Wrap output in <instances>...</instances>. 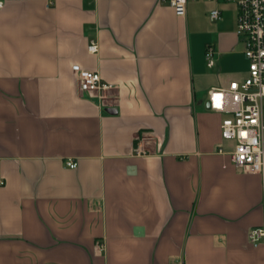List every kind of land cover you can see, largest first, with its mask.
<instances>
[{
  "label": "crops",
  "instance_id": "obj_1",
  "mask_svg": "<svg viewBox=\"0 0 264 264\" xmlns=\"http://www.w3.org/2000/svg\"><path fill=\"white\" fill-rule=\"evenodd\" d=\"M223 1L3 0L0 264H264L261 176L205 99L247 71Z\"/></svg>",
  "mask_w": 264,
  "mask_h": 264
},
{
  "label": "built area",
  "instance_id": "obj_2",
  "mask_svg": "<svg viewBox=\"0 0 264 264\" xmlns=\"http://www.w3.org/2000/svg\"><path fill=\"white\" fill-rule=\"evenodd\" d=\"M162 1V0H161ZM172 8L176 16L186 14V0H163ZM236 6L235 33L243 43V53L248 68L243 78L231 79L225 86H212L207 90L208 108L225 113L220 123L222 139L234 142L230 159L235 167L261 176L262 209L264 214V0H230ZM3 0H0V9ZM219 10L209 11L210 20L219 17ZM96 41L89 40L87 50L93 52ZM213 48L207 45L204 50L206 66L214 64ZM78 78L82 91L102 93L113 85L103 82L97 70L71 66ZM221 150V149H219ZM135 154L142 153L136 146ZM66 165L74 167L75 161L66 160ZM250 244H262L264 248V220L261 224L248 228L246 233Z\"/></svg>",
  "mask_w": 264,
  "mask_h": 264
},
{
  "label": "rangeland",
  "instance_id": "obj_3",
  "mask_svg": "<svg viewBox=\"0 0 264 264\" xmlns=\"http://www.w3.org/2000/svg\"><path fill=\"white\" fill-rule=\"evenodd\" d=\"M224 5H225V8L227 10V12H229L230 14L234 13L235 11V4L233 1H230V0H224ZM247 68H248V64H247ZM207 98V94L205 96V99ZM225 116V113L222 114V117Z\"/></svg>",
  "mask_w": 264,
  "mask_h": 264
},
{
  "label": "water",
  "instance_id": "obj_4",
  "mask_svg": "<svg viewBox=\"0 0 264 264\" xmlns=\"http://www.w3.org/2000/svg\"><path fill=\"white\" fill-rule=\"evenodd\" d=\"M206 105L208 106V102L206 103Z\"/></svg>",
  "mask_w": 264,
  "mask_h": 264
}]
</instances>
